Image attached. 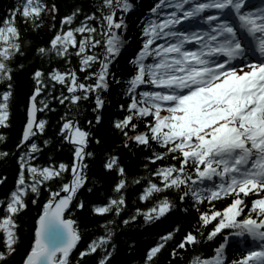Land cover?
<instances>
[{
  "label": "snow or ice",
  "instance_id": "1",
  "mask_svg": "<svg viewBox=\"0 0 264 264\" xmlns=\"http://www.w3.org/2000/svg\"><path fill=\"white\" fill-rule=\"evenodd\" d=\"M132 8L130 0H98V6L88 13L75 7L60 18L61 27L47 46L35 49L41 58L55 56L70 65L75 56L78 63L75 68L53 67L47 73L36 68L32 73L35 86L16 145L20 150L16 187L0 199L4 209L0 215V264H7L17 250L16 217L26 209L29 196L31 203L37 202L42 187L49 195L40 207L30 246L20 264H73L71 253L81 233L71 217V205L87 179L85 158L94 154L87 150L91 132L81 127L76 115L66 117L73 107L78 113L80 101L93 98L94 119L101 123V91L109 88L110 76L119 80L109 66L121 54L122 33L127 29L124 16ZM45 9L55 20V4L18 0L9 15L0 20V82H5L7 89L0 93V127L9 124L12 65L15 57L24 55L16 16L37 28ZM148 12L141 31L142 47L130 61L133 72L124 81L128 101L119 107L126 114L113 121V127L123 137L125 148L130 144L141 146L151 150L146 160L156 163L167 157L171 162L149 170V175L157 179L147 180L138 199L152 200L151 206L137 207L122 223L128 225L137 216L150 223L170 213L176 204L164 193L175 191L179 201L191 199L201 228L211 225L205 239L221 234L227 242L232 235L256 244L231 264H264V0L259 5L250 0H156ZM81 15L83 19L77 23ZM148 57L151 62H146ZM78 72L85 75L81 78ZM56 85L64 91L53 96ZM142 86H148V90H141ZM42 92L45 95L38 107L37 97ZM53 99L61 104L68 102L69 111L61 117L58 134L73 148L70 167L63 162L43 166L32 163L41 150L32 138L37 132L43 133L46 125L36 113L47 109V100ZM87 123L91 125L92 121ZM5 139L0 133V141ZM96 143H100L99 138ZM8 155L0 150V159ZM102 167L115 173L113 194L107 202L93 205L91 212L116 217L127 204L125 190L129 183L139 184L143 177H129L125 165L113 154L107 155ZM66 171L70 178L63 182ZM53 180L61 181L55 190L48 186ZM220 200L227 203L215 207L213 202ZM205 203L208 209L201 211L199 206ZM83 207V201L75 204V208ZM112 223L111 219L104 221V233L78 252L75 264H84L85 258L98 250L97 264H111L115 249L114 244L109 247ZM225 230L230 231L226 234ZM196 232L199 229L186 232L170 255L175 257L177 249L198 244ZM172 236L167 232L148 248L143 264H154ZM224 248L225 243H220L214 255L193 256L189 264H228Z\"/></svg>",
  "mask_w": 264,
  "mask_h": 264
},
{
  "label": "trees",
  "instance_id": "2",
  "mask_svg": "<svg viewBox=\"0 0 264 264\" xmlns=\"http://www.w3.org/2000/svg\"><path fill=\"white\" fill-rule=\"evenodd\" d=\"M133 8L124 16L127 24V29L122 33L124 39V46L121 49V54L110 64V72L118 77L119 80H114L109 77V88L102 90L101 95L104 99V106L99 110L102 116L101 123L95 122V115L92 111L94 107L93 98L89 100L80 101L79 110L75 107L71 109L68 117L76 115L81 127L91 132L90 143L87 150L92 152V157H86L85 162L87 168L85 175L87 177L85 185L79 190L77 197L74 199L71 208V217L77 221L81 239L77 243V247L71 253L73 264L78 258V252L84 249L88 242L98 235L104 233L101 225L105 220H113L109 225L113 229V237L111 245H115L112 257H110L111 264H143L147 249L160 242V237L167 232H172V238L165 242L164 248L154 258V264H189L193 256H200L201 258L209 257L215 254L214 250L220 243H225L224 256L228 264L231 261L238 260L239 256L246 249L250 242H242L241 238L229 235L227 242H225L224 235L217 234L211 240L205 239L207 231L210 230L211 225L201 228L198 223V213L196 208L192 207L190 198H186L181 202L178 199V194L175 191H167V195L172 199L176 207L165 216L160 217L150 223H145L143 216H137L135 221L124 225L122 221L130 214H134V210L139 207L146 209L152 204V200L140 201L138 199L139 193L143 190L144 185L148 179L156 180V177L149 175L150 169H155L159 164L171 162L167 157L152 163L145 159L150 155L151 150L145 149L141 146L130 144L125 148L122 144L123 137L113 127V121L121 119L126 113L119 107L121 104H126L128 97L124 95L125 84L131 73L133 72V65L130 61L136 52L142 47L141 31L144 26V21L148 18V9L156 3V0H130ZM45 3L51 6L55 4L58 12L55 14L53 20L52 14L45 9L37 20L39 27L33 28L31 24L23 22V18L18 14L16 16V24L21 32V42L24 50L23 56L15 57L12 73V96L9 101V124L7 127H0V133H3L6 139L0 141V150L9 153L6 159H0V199H4L16 187L15 181L18 173L17 157L20 150L16 148L19 143L20 135L22 133L23 124L26 119V107L28 98L35 86L32 79V73L36 68H41L43 72L51 71L53 67L68 69L77 66V58L72 57L71 64H66L64 59L59 57L41 58L35 53V49L39 46H47L50 38L55 34L60 26V18L71 12L75 7H81L84 13L94 11L98 6V0H45ZM18 4V0H0V20L7 17L10 11ZM170 11L171 9H165ZM82 15L77 18V23L82 20ZM42 21V23H41ZM55 25V27H53ZM27 43H24V42ZM159 42V41H158ZM98 51V49H96ZM146 62H151V57L147 58ZM22 65V67H17ZM85 73L78 72L81 78ZM91 82V81H87ZM6 89L5 82H0V93ZM141 90H148V86H142ZM64 89L60 85H56L53 96L59 95ZM42 92L37 98V106L39 107V100L44 97ZM65 95L67 93L65 92ZM48 108L43 111H38V119L43 118L46 121L43 133L37 132L32 138L38 145H41L39 155L32 163L38 165L58 164L63 162L71 165L73 156L72 146L63 141L59 133L61 124V117L69 111L68 102L64 104L57 100H47ZM91 120L89 125L87 121ZM141 130L143 127L141 126ZM96 138H99L100 143H96ZM48 143L45 145L44 141ZM26 150V149H25ZM113 154L120 158V162L125 165L129 177H143L139 184L129 183L125 190V198L127 200L126 206L122 209L119 216L114 217L112 214L106 216L96 215L91 212V207L95 204L107 202V197L112 195V183L114 181L115 173L107 172L103 169L102 164L106 160L107 155ZM147 164L148 168L143 165ZM70 178V172L66 171L63 174V182H67ZM60 180H53L49 182V187L53 190L57 189ZM91 189V191H89ZM48 191L41 188L39 197L36 198V203H31V196L28 198L27 207L17 217V230L19 234V242L15 254L9 258L7 264H20L21 258L26 249L30 246L32 234L34 231L35 219L39 213L43 202L48 198ZM83 201V208H75L77 202ZM215 207L220 208L227 200H220L213 202ZM201 211L208 209V204L199 206ZM4 214L3 206L0 205V215ZM200 242L194 246L190 245L186 249H177L179 253L175 257L170 255L171 250L176 248L183 235L188 231H196ZM230 230H225L226 234ZM204 235L201 236L200 233ZM256 246V244H255ZM100 258L99 250L97 253L91 254L85 258L84 264H97Z\"/></svg>",
  "mask_w": 264,
  "mask_h": 264
},
{
  "label": "water",
  "instance_id": "3",
  "mask_svg": "<svg viewBox=\"0 0 264 264\" xmlns=\"http://www.w3.org/2000/svg\"><path fill=\"white\" fill-rule=\"evenodd\" d=\"M36 116H37V118H38V112L36 113ZM64 193H61V195H63Z\"/></svg>",
  "mask_w": 264,
  "mask_h": 264
}]
</instances>
